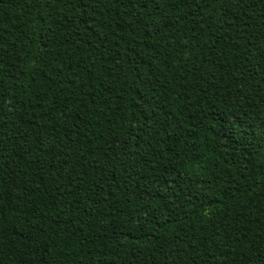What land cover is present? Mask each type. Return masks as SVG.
Wrapping results in <instances>:
<instances>
[{"label":"trees","instance_id":"1","mask_svg":"<svg viewBox=\"0 0 264 264\" xmlns=\"http://www.w3.org/2000/svg\"><path fill=\"white\" fill-rule=\"evenodd\" d=\"M0 264H264V0H0Z\"/></svg>","mask_w":264,"mask_h":264}]
</instances>
